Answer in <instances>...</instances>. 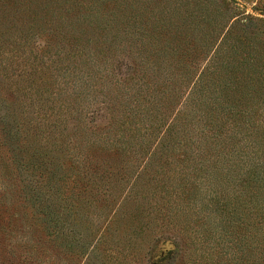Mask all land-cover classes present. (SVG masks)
Wrapping results in <instances>:
<instances>
[{"label": "rangeland", "instance_id": "374dc122", "mask_svg": "<svg viewBox=\"0 0 264 264\" xmlns=\"http://www.w3.org/2000/svg\"><path fill=\"white\" fill-rule=\"evenodd\" d=\"M89 14L98 17L81 25L78 15ZM103 15L113 18L111 34L101 31ZM228 28L232 41L264 54V0H0V264H235L238 247L237 264H264V223L250 216V194L236 182L243 161L221 155L236 142L241 154L258 146L264 157V65L257 61L253 87L247 69L235 71L228 114L208 93L227 75L207 74L195 94L206 58L197 45L169 42L189 30H215L219 39ZM183 107L185 120L176 122ZM202 112L219 113L218 122ZM244 115L254 138L232 131ZM23 136L51 155L52 176L19 159ZM145 164L157 202L142 207L145 227L128 230L104 181L108 171L134 175ZM34 184L47 194L37 197ZM237 197L247 223L232 213ZM256 198L263 206L264 193ZM121 234L130 237L117 241Z\"/></svg>", "mask_w": 264, "mask_h": 264}, {"label": "trees", "instance_id": "16d2710c", "mask_svg": "<svg viewBox=\"0 0 264 264\" xmlns=\"http://www.w3.org/2000/svg\"><path fill=\"white\" fill-rule=\"evenodd\" d=\"M93 4V3H92ZM3 6L5 7V3H3ZM68 12V10H67ZM95 12L97 14H99L97 12V10H95ZM97 14H89L87 16H79L78 15V19L81 25H85L90 27L91 26V18H95L98 17ZM80 17L83 18V20H80ZM105 18L106 22L103 23V27H101V31L107 33V34H111V31L113 30V25H111V22L113 21L112 19H109L107 17L100 16ZM68 19V17H67ZM124 20L122 19V24ZM120 23V22H119ZM70 24V21H69ZM96 26H98V28H100V22L96 21L95 23ZM115 27V26H114ZM229 28H233L231 25L229 26ZM229 28L226 30V32L223 33L222 37H219L218 39V33L215 30H211V31H201V33L198 34L195 33L194 30H189V31H185L184 33H181L180 31L175 33L174 36V40H169V42L171 43V45L173 46L174 42L178 41V44L174 45L177 48H181L180 43L183 44H187V45H197V49L198 51L203 54V56L206 58V63L204 65V71L201 74L202 77L199 79V81H197L195 83V88H194V93L197 94L198 92H201L204 87H202V83H204L205 81V77H207V74H218L220 71L223 72V76L225 78V80H221L219 82V85L216 86L215 88L209 89L208 88V93L210 94L211 98L214 95L215 98H219L221 100H223L224 104H222L227 111L228 114L231 113V104L229 103V90L231 89V85H235V81L233 80V75H235V71H238L239 68H244L247 69L249 72V75L247 76V78L245 79V82L247 83H252V87L254 86V83L256 81H259V77L257 76L258 71H256V68H260L264 65V54H259L257 53V50H255V48H250L248 49L250 46H246L244 45L240 40H231L230 36H229ZM124 29V28H123ZM231 30V29H230ZM197 35V37H195ZM3 39L7 40L5 33L3 36ZM194 39V40H192ZM194 41V42H191ZM248 47V48H247ZM183 49V47H182ZM176 51V50H175ZM257 61L261 62V65L257 64ZM264 70V69H263ZM260 72V71H259ZM25 74V71L23 70L21 75ZM262 75L264 76V71L262 72ZM236 77V76H234ZM262 78V77H261ZM264 79V78H262ZM19 81V80H18ZM251 87V88H252ZM198 88V89H197ZM230 88V89H229ZM228 89V90H227ZM259 89H262L264 91V86H259ZM264 93V92H262ZM196 97V96H195ZM210 98V97H209ZM191 102L193 103V106L195 107L197 105V101L194 99V101H192L191 97L190 99H188V103L191 104ZM186 103V102H185ZM185 103H184V107H185ZM186 103V104H188ZM209 106L208 103H206V106ZM3 106V111L1 114H3V116L5 118H7V120H9L8 117H6V115H10L11 116V111H10V107L9 105H7L6 102L2 103ZM179 110L178 116L176 117V122H179L181 120V118L183 120H185V109ZM213 107V106H212ZM228 108L230 109V111L228 110ZM1 109V108H0ZM207 109V108H205ZM200 110V109H199ZM250 112L246 111L245 115H248ZM202 114H210L209 116V122L210 124L212 123H217L218 122V117H219V113H203ZM236 115H233L232 118H234ZM244 115V118H241V123H237V122H232V128H235L233 131V133H239L242 134V132L244 131L245 134L248 137H252L254 138L255 134V129L256 128H251L252 125L249 124L248 120H246L245 118H247ZM13 119L12 121H15V125L16 128L13 127V133L17 132L18 130H20L19 128V121H18V116H12ZM174 122L173 125L176 123ZM172 125V126H173ZM11 126V125H10ZM255 126V125H254ZM240 127L244 128V130L239 129ZM257 127V125L255 126ZM10 128V127H9ZM16 129V130H15ZM9 130V129H8ZM207 131H209L207 129ZM210 132V131H209ZM202 133V132H201ZM211 134V132H210ZM210 134L207 135H202V139L201 140H207V139H212L215 135H211L208 136ZM27 136V135H25ZM25 138V142L20 144L19 147V151L23 153V155H20L19 159L22 160H26V168L29 170V167L31 168V171H38L40 174L42 173L41 170L43 171H47L49 172L48 174H51V176L54 174V165L52 160L47 157V156H51L48 153L44 154L43 152H39L37 151L35 145V141L34 139L31 137V141H29L28 137H22V141H24ZM251 139V138H250ZM251 142H249V145L251 144H257L256 142H253V140H250ZM239 145L238 143H233L232 145H230V147L228 146L227 150L229 149V151L227 150H223L222 151V156L226 155L227 156V160L230 161L232 164H234L235 166L237 165V163L234 161L236 159H240L243 161L244 167L240 168L238 166V168H240L241 170L237 171V176L238 178L236 179V182L238 183V185L242 188H240V190L244 191L245 194H250L249 197H251V199L249 200L250 202V206H247L250 216H252V214H256L259 216V218L261 219V223H264V205L261 206L259 204L256 203L257 201V195L262 192L264 193V176H262V173H264V157H260L259 156V152L261 151L260 148L257 146L256 149H254L253 155L250 156H245V154H241V149L238 148L237 145ZM253 147V146H252ZM255 147V146H254ZM23 148V151H22ZM259 151V152H258ZM239 155L241 157H239ZM233 159V160H232ZM246 159V161H245ZM261 159V160H260ZM227 161V162H228ZM234 161V162H233ZM217 162H219V160L217 159ZM229 163V164H231ZM95 164V163H94ZM92 164H89V169L94 172L97 171L96 166ZM22 165L24 166V164L22 163ZM202 166V170L205 172L206 166L201 165ZM200 166V168H201ZM101 167V166H100ZM115 167V166H114ZM102 168V167H101ZM150 169V171H149ZM103 170V168L101 169ZM109 175H107V179L104 181V184H108V186L113 185L111 188L112 193L110 198L113 199L115 201V209H114V214L115 216H117V218H119V220H123L121 225H127V227L129 228L128 230H134L136 225H138L137 227V231H140L142 227H145L144 224L142 223V219L140 220V218L143 216V213L146 211L149 213V211L145 208H142L144 203L148 204L149 206H155L157 200L153 198L152 195H149V191L147 190L148 186L145 185L148 182L147 176L151 175V165L148 167L146 164L143 165V167L140 169L139 172L134 173L133 175V171L129 170L127 168L123 167V175H118V173L115 172V174L112 171H108ZM44 173V172H43ZM192 174L194 173L193 170L191 172ZM27 176V180H31V176ZM120 177V179H119ZM215 176L212 177V180L216 179V180H220V178H214ZM118 180H122V181H118ZM118 181V182H117ZM49 187H51V181L47 175L46 177V181H45ZM117 182V183H116ZM210 183H212L210 181ZM210 185V191L217 197L220 193L217 191V188H214V185ZM219 184H222L219 182ZM36 186V188H33L34 193L37 197H40L43 193L47 194L48 191H44L43 187L45 184H34ZM227 185V184H226ZM46 190V189H45ZM51 195H53V191L50 190ZM231 194L236 193L235 191L230 190ZM42 193V194H41ZM238 193V192H237ZM41 194V195H40ZM254 196V198H252ZM224 197V196H221ZM219 197V199L221 198ZM222 199V198H221ZM151 203H150V202ZM225 201V200H224ZM236 203L234 205V207L232 208V213L234 214V218H236V220H239L243 223H247V217H243L242 215H238V213L241 210V206L244 205L243 204V199H241L240 197L235 198V202ZM227 203H223L222 206H225ZM150 211H152V209L150 208ZM237 213V215H236ZM133 220H135L136 222H133ZM227 220V219H226ZM246 220V221H245ZM260 222V221H259ZM209 234H204L207 236V238L209 239L211 237V234L213 233V229H209ZM217 233V238L221 237V232H216ZM223 235H227V231L223 228ZM130 237V234L128 236H125V234H121L120 237H117L116 240L120 241V240H127V238ZM237 254H233V257L235 259V264H237V262L240 260L239 257V253L241 255H243V249H241L240 247L237 248Z\"/></svg>", "mask_w": 264, "mask_h": 264}]
</instances>
